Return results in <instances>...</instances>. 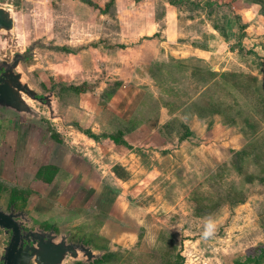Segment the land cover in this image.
Instances as JSON below:
<instances>
[{"label": "rangeland", "instance_id": "1", "mask_svg": "<svg viewBox=\"0 0 264 264\" xmlns=\"http://www.w3.org/2000/svg\"><path fill=\"white\" fill-rule=\"evenodd\" d=\"M0 4L10 6L16 17L14 30L0 40V51L12 57L35 44L34 53L22 62L20 70L40 95L53 92L56 113L51 118L49 108L38 102H34L37 119L0 110V208L9 210L12 206L15 211H23L29 228L45 226L46 221H53L59 208L51 198L45 199L47 187L41 179L52 176L46 182L53 196L70 190L72 181L52 182L57 170L44 164L34 179V187L32 180L30 186L17 179L28 130L37 139L42 137V144L71 140L75 129L91 131L93 127L97 132H91L101 137L107 134L110 117L106 114L119 101L110 102L114 91L131 93L136 88L139 98L153 94V99L148 96L132 101L128 108L131 112L140 104V114L151 125L159 120L157 108L164 106L170 112L181 108L178 113L182 118L193 114L194 109L190 104L185 108V102L195 96V104L210 107L217 103L223 111L212 114L210 108L203 118L210 122L207 130L213 131L201 158L175 164L166 174L170 177L164 176L153 192L136 198L137 203L142 200L139 204L161 201L148 215L143 212L145 225L137 228L129 221L124 224L132 228L127 235L118 234L107 249H95L98 257L92 262L69 259L67 263L235 264L236 259L264 248V0H190L179 5L175 23L183 34L176 39L201 49L210 43L215 45V39L218 51L200 50V57L175 61L162 54L160 60L167 59L166 66L159 62L138 67L139 77L130 85L108 80L118 75L117 62L111 61L108 67L106 60L93 64L76 56L98 41L92 40L93 23L74 22V0H0ZM84 16L89 19L87 13ZM213 33L216 36L210 37ZM128 55L123 51L119 62L123 63V57ZM210 69L217 72L218 82L213 80ZM211 76L213 82L205 90L204 78L210 80ZM112 118L119 121L117 115ZM171 122L160 128L153 140L146 139L147 148L155 150L161 145L166 153L172 151L188 129L178 117ZM216 122L222 125L214 131ZM36 157L35 162L39 153ZM148 184L142 182V186ZM127 213L132 221L141 214L135 210ZM209 218L215 227L211 235L205 236ZM101 222L102 217H95L92 223L74 227L72 238L99 244L97 226Z\"/></svg>", "mask_w": 264, "mask_h": 264}, {"label": "crops", "instance_id": "2", "mask_svg": "<svg viewBox=\"0 0 264 264\" xmlns=\"http://www.w3.org/2000/svg\"><path fill=\"white\" fill-rule=\"evenodd\" d=\"M92 1L100 8H96L84 0H74L75 8L72 13L74 22L77 25L93 23L94 28L91 29V34L94 37L92 40L98 41L97 44L80 50L76 56L81 55V58L93 61V64H103L106 60L110 63H107L108 67L111 65V61L117 62L115 69L118 75H113L111 78L108 76L110 82L116 79L125 85H130L139 77L137 68L140 66L159 62H163V65L166 66L169 59L175 61L199 56L197 54L200 50L212 53L218 51V47L214 46H217L219 42H215L214 38L215 45L210 43L204 49L176 39L183 34L175 23V16H178L180 9L171 4L169 0H115L108 9H106V5L110 0ZM86 13L89 19L84 16ZM159 32L162 34L159 35ZM215 36V33L210 35V37ZM100 39L102 40L99 41ZM123 51L126 52V55L128 52L129 55L123 57V63H120L118 56ZM162 54L168 60H160ZM158 58L159 60H157ZM139 94L136 88L131 93L114 91L110 102L112 100L119 101L112 104L111 106L115 107L110 108V113L106 114L110 117L109 124L104 125L107 127V134L98 139L75 129L76 135H73L71 140L63 142L54 140L49 144H42V137L37 139L30 133L31 129L28 130L24 156L22 162H18L17 166V179L20 182L24 180V184L30 186L32 180V186L35 185L34 179L38 175L41 164H44L53 166L57 170L58 174L52 182L58 183L64 179L66 182L72 181L69 192H61L53 196L50 194L51 190L48 189L49 185L46 182V180L52 179V176L45 177L46 180L41 179L42 184L47 187L45 188V199L54 200L59 211L55 214L53 221L49 223L46 221L45 226L38 227L42 229L54 228L58 233L68 234L70 241L85 242V240L72 238L73 228L83 223L89 224L90 221L92 223L95 217H102V222L97 226V234L100 236L101 242L97 245L90 241L85 243L90 244L94 250L105 249L109 243L116 242L118 234L127 235L128 230L132 229L124 227V224L126 225L130 221V223H135L137 228H141L145 225L143 212L148 215L149 211L161 204L160 200L155 204L148 201L139 204L142 200L140 199L137 203L138 196L153 192L159 181L172 171L171 167L175 164H182V162L195 157L201 158L202 148L212 137L213 129L207 130L209 123L194 111L193 114L188 113L187 118H182L178 113L181 108L170 112L164 106L157 108L156 116H160L159 120L151 125L150 122L147 123L146 119H143L142 113L140 114V111L142 112L140 104L139 107L132 109L133 112L128 109L132 101L146 99L149 96L148 93L144 98H139ZM153 96L150 94V99H153ZM195 98V96L189 98L187 104ZM121 101H126L123 108L120 107L123 104ZM117 107L119 108L117 109ZM116 115L118 122L112 118ZM161 116H164V119ZM174 117H178L184 123L188 133L179 142L176 141L175 147L168 153L163 151L161 145L155 150L147 148L148 142L153 140L154 134L160 128L171 125V120ZM214 125V131L221 129L222 124L216 122ZM5 130L8 133L7 128ZM91 131L97 132L93 127ZM115 132H119V135H114ZM111 135L124 139L127 145L122 142H114ZM202 138L207 139L203 140ZM160 143L165 145L164 142ZM154 146L156 147V145ZM37 153H39V158L35 162ZM156 156L161 157L156 158ZM162 164H167L166 168H163ZM62 172L64 173L62 174ZM167 176L170 177V175ZM167 176L166 178H168ZM143 181H147L148 186H142ZM156 193L159 196V188ZM44 204L51 203L45 202ZM134 210L141 214L136 216L133 221L128 220L127 212ZM134 234L136 233L134 232ZM130 242L134 244L133 241ZM67 262L70 261H66L64 264H69Z\"/></svg>", "mask_w": 264, "mask_h": 264}, {"label": "water", "instance_id": "3", "mask_svg": "<svg viewBox=\"0 0 264 264\" xmlns=\"http://www.w3.org/2000/svg\"><path fill=\"white\" fill-rule=\"evenodd\" d=\"M16 27V17L8 5L0 4V40L5 33ZM35 44L25 53L17 51L5 57L0 51V110L37 119L34 102L49 108L51 118L56 117L53 92L40 95L37 89L24 80L20 70L22 62L34 53ZM11 231V239L0 248V264H64L69 259H81L90 263L98 257L94 248L83 241H70L68 234L58 233L54 228L27 229L13 213L0 208V230Z\"/></svg>", "mask_w": 264, "mask_h": 264}, {"label": "trees", "instance_id": "4", "mask_svg": "<svg viewBox=\"0 0 264 264\" xmlns=\"http://www.w3.org/2000/svg\"><path fill=\"white\" fill-rule=\"evenodd\" d=\"M84 1H86L87 3H89L90 5H93L94 7H96V8H100L96 3H94L92 0H84ZM115 0H110L108 3H107V5H106V9H108L112 4H113V2H114ZM169 2L171 3V4H173V5H176V6H179V5H181V4H185V3H188V2H190V0H169ZM197 4V3H196ZM64 49L65 50H67V51H70V52H72V50L70 49V48H68V47H64ZM210 73L212 74V75H217V72L214 70V69H210ZM223 78H225V79H227L226 78V74L225 73H221L220 74ZM212 76H211V78H210V80H209V78H204V82H207L206 83V86H205V90H206V88L208 87L207 85H210L211 84V82H213L212 81ZM216 79H217V77L215 76V78H213V80L214 81H216ZM216 82H218V81H216ZM77 88V87H76ZM197 98V97H196ZM196 98L195 99H193L192 100V104L191 103H189L190 105H191V107L194 109V111L196 112V114H198L200 117H202V118H204V117H206V113L208 112V110H210V108H212V110H211V112L213 111V113L212 114H218V113H220V114H222V108L220 107V105L219 104H217V103H214L215 105H213V106H210V107H208L207 105H197V104H195V102H194V100H196ZM190 99H191V97H190ZM189 99V100H190ZM189 100L187 101V102H185V104L186 103H188L189 102ZM194 102V103H193ZM189 104H187V105H189ZM187 105H185V106H187ZM215 106H217L216 107V109H213ZM234 121V120H233ZM210 123V122H209ZM82 132H84L85 134H87L88 136H90V137H92V138H94V139H98L100 136H98V135H96V134H94V133H92L91 131H85V130H82ZM111 137V139L114 141V142H116V143H119V142H122V143H124L125 145H127V142L124 140V139H119L118 137H116V136H113V135H111L110 136ZM1 187V186H0ZM235 264H264V248H260L259 250H258V252H255V253H248L247 255H246V257L244 258V259H242V260H240V259H236L235 260Z\"/></svg>", "mask_w": 264, "mask_h": 264}, {"label": "flooded vegetation", "instance_id": "5", "mask_svg": "<svg viewBox=\"0 0 264 264\" xmlns=\"http://www.w3.org/2000/svg\"><path fill=\"white\" fill-rule=\"evenodd\" d=\"M2 209V208H1ZM6 213H13V215H16V219L20 220L23 222V225L29 229V227L26 226L25 222H28V220H26V217L23 213V211L18 210L15 211L14 208L11 206V208L9 210H5L3 209ZM35 229L34 227H30V229ZM11 239V231L9 232H5L3 229L0 230V248L4 247L5 245H7V243L10 241Z\"/></svg>", "mask_w": 264, "mask_h": 264}, {"label": "clouds", "instance_id": "6", "mask_svg": "<svg viewBox=\"0 0 264 264\" xmlns=\"http://www.w3.org/2000/svg\"><path fill=\"white\" fill-rule=\"evenodd\" d=\"M214 222L209 218L205 225V236H209L212 234V231L214 230Z\"/></svg>", "mask_w": 264, "mask_h": 264}]
</instances>
